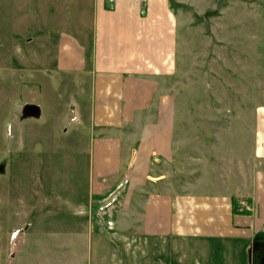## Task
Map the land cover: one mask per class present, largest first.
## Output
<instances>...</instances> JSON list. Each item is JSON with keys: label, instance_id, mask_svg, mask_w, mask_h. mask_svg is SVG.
I'll return each instance as SVG.
<instances>
[{"label": "rangeland", "instance_id": "374dc122", "mask_svg": "<svg viewBox=\"0 0 264 264\" xmlns=\"http://www.w3.org/2000/svg\"><path fill=\"white\" fill-rule=\"evenodd\" d=\"M170 1L179 22L178 68L167 85L177 122L162 188L243 199L252 190L251 135L264 108V0ZM9 2L0 11V264L91 260L83 244L67 248L96 235L95 213L141 204L95 200L74 79L35 67L36 48L12 34ZM97 235L109 244L135 241L133 234ZM114 252L129 256L121 247Z\"/></svg>", "mask_w": 264, "mask_h": 264}, {"label": "crops", "instance_id": "0c3cea01", "mask_svg": "<svg viewBox=\"0 0 264 264\" xmlns=\"http://www.w3.org/2000/svg\"><path fill=\"white\" fill-rule=\"evenodd\" d=\"M9 3L12 34L36 48L35 67L74 79L95 200L141 204L95 213V236L68 248L64 243L74 251L83 244L91 255L77 264H264V108L251 135L249 195L162 188L171 176L177 122L167 85L178 68L179 22L171 1ZM97 233L133 234L135 241L118 236L121 244L112 238L109 244ZM119 247L129 256L117 257Z\"/></svg>", "mask_w": 264, "mask_h": 264}, {"label": "water", "instance_id": "95a60500", "mask_svg": "<svg viewBox=\"0 0 264 264\" xmlns=\"http://www.w3.org/2000/svg\"><path fill=\"white\" fill-rule=\"evenodd\" d=\"M210 15H211V13L209 12V13H206L205 16H204V18H205V23H206L207 26L209 25V16H210Z\"/></svg>", "mask_w": 264, "mask_h": 264}, {"label": "trees", "instance_id": "16d2710c", "mask_svg": "<svg viewBox=\"0 0 264 264\" xmlns=\"http://www.w3.org/2000/svg\"><path fill=\"white\" fill-rule=\"evenodd\" d=\"M234 210H235V208H234ZM236 211V210H235Z\"/></svg>", "mask_w": 264, "mask_h": 264}, {"label": "built area", "instance_id": "2783aa9c", "mask_svg": "<svg viewBox=\"0 0 264 264\" xmlns=\"http://www.w3.org/2000/svg\"><path fill=\"white\" fill-rule=\"evenodd\" d=\"M248 207V206H247ZM249 208V207H248Z\"/></svg>", "mask_w": 264, "mask_h": 264}]
</instances>
